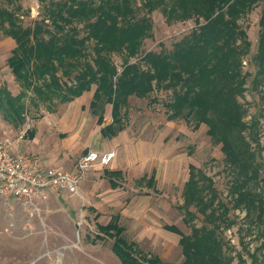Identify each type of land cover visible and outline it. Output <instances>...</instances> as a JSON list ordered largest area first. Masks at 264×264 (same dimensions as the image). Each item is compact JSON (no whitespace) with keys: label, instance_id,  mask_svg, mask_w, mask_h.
<instances>
[{"label":"trees","instance_id":"obj_1","mask_svg":"<svg viewBox=\"0 0 264 264\" xmlns=\"http://www.w3.org/2000/svg\"><path fill=\"white\" fill-rule=\"evenodd\" d=\"M261 1L260 34L257 53L253 57L258 67L253 89H258L260 78H264V0H146L142 8L147 14L161 9L167 22L193 20L196 27L175 45L171 54L147 55L142 60L147 65L145 69L141 64H129L152 30L149 15L137 17L134 0L53 3L54 9L48 14L55 33L42 24L24 28L16 11L0 8V29L17 43L8 66L24 88L17 96L1 88L0 111L7 119L16 118L23 122V102L29 91H34L46 103L56 99L71 103L95 85L90 108L101 126L105 123L106 106L112 107V123L102 132L114 135L116 127L124 129L123 111L129 105L130 97L147 99L155 91H171L172 100L167 104L168 120L183 119L188 124L194 123L195 129L201 124L209 128L212 140L222 144L225 151L234 207L247 211L251 224L256 226L253 228L262 227L264 230V194L255 189L261 168L256 155L254 158L248 150L250 146L244 135L248 129L242 122L245 110L237 102V95L242 94L243 76L240 82L234 83L241 77V59L248 56L251 49L248 35L239 22ZM77 20L88 22L87 38L95 41L93 58L84 62L81 61L87 57L85 47L82 49L84 40L70 38L60 44L58 36L53 35L74 30L69 26ZM45 34L53 36L44 41ZM133 35L137 39L134 40ZM114 54L126 57L120 75L111 58ZM74 68L78 71L75 70L71 78L73 83L64 84L58 76L59 71L69 76V70ZM262 98L264 101V94ZM235 139L242 144L236 143ZM202 173L196 166L189 165V179L184 185L181 210L190 233L185 234L175 226L167 229L180 237L179 244L185 256L181 264H230L215 232L217 226L198 227L194 223L197 213H204L205 221L210 222L215 216L213 199L211 196L206 199L204 192L208 184L205 178L198 179ZM208 208L211 209L209 214L206 213ZM220 208L223 209L221 212L227 210L226 207ZM124 231L115 218L108 226L99 227L96 240L111 239L112 250L122 264H172L139 250L136 244L124 238Z\"/></svg>","mask_w":264,"mask_h":264},{"label":"rangeland","instance_id":"obj_2","mask_svg":"<svg viewBox=\"0 0 264 264\" xmlns=\"http://www.w3.org/2000/svg\"><path fill=\"white\" fill-rule=\"evenodd\" d=\"M145 1L134 0L138 18L149 15L142 8ZM64 2L67 0H0V8L16 11L17 19L24 28H33L36 24H42L55 33L48 11L54 9L51 4ZM262 8L263 2L261 1L239 22L248 35L251 49L250 54L241 59V77L234 83L240 82L243 76L242 94L237 95V102L245 110L242 122L248 129L244 134L246 143L250 146L248 150L254 158L256 155V161L261 168L255 189L264 194V181L262 180L264 177V101L262 100L264 78H260L258 89H253V79L258 72L253 57L257 53ZM149 17L152 22L150 36L142 41L141 49H137L136 56L131 57L129 62V64H141L144 69L147 65L142 60L147 55L161 52L171 54L175 45L186 38L196 27L193 20L179 23L167 22L161 9L151 13ZM69 27L74 30L68 31L67 34L53 35L58 36L57 40L60 44L64 39L76 38L81 42L84 40L85 44L83 43L82 49L85 47L87 57L86 59L83 57L81 61L91 60L94 56L95 41L87 38L88 22L77 20ZM53 35L45 34L44 41H48ZM133 38L135 40L137 36L133 35ZM16 47V41L12 37L5 36L0 29V89L6 88L13 96L19 95L24 89L8 66V59ZM111 58L120 75L126 57L114 54ZM75 70L77 69L69 70L71 71L69 76L59 71L58 76L64 84L71 85ZM95 89L96 86L93 85L89 92L83 94L82 100L78 99L76 105L73 101L61 103L57 99L46 103L41 101L34 91H29L23 102L25 105L23 122H19L16 118L7 119L3 111H0V141L10 139L13 148L20 149L21 147L20 150H23L31 144L29 132L34 128L36 121L44 119L48 122L50 118L58 121L53 115L62 116L60 118L65 120L63 116L69 113L70 115L75 113L73 117H77L80 123L79 135L76 137L82 138L84 147L91 140L95 148L100 150L103 142L106 143L105 138L119 135L116 143H110L112 146L119 144L117 145L119 146V166L127 168L128 171L131 170V153L133 149H136L137 153H142L138 156L141 161L138 169L146 168L144 173L130 172L129 175L127 172L124 178L118 179L125 193L119 189L111 193L112 200L126 205L123 209L121 223L125 228L124 237L128 242H136L144 253L157 255L164 262L172 264H181L185 256L179 244L180 237L167 231L166 227L175 226L185 234L190 233V228L183 221L184 213L181 207L184 202V185L189 177V165H194L203 172L198 175V179L202 181L205 178L208 184L204 188L205 196L206 199L212 197V207L215 210V216H212L211 222L205 221L204 213H197L198 218L194 222L195 225L210 228L217 226V229L214 227L215 232L221 239V246L224 247L223 253L230 264H264V230L262 227L253 228L256 226L251 224L247 211L234 207V199L232 201V196H230V168L226 161L225 151H223L222 144L212 140L208 132L209 128L201 124L199 129H195L194 123L193 125L188 124L183 119L169 121L167 104L172 100V93L161 90L155 91L147 99L130 97L129 105L123 111L125 114L124 129L118 130L119 126L116 127L114 135L107 131L102 132L104 127L101 129L102 126H99L97 116L90 108ZM111 111L112 107L107 105L104 114L105 125L112 121ZM68 128L71 126L69 125L67 130ZM99 129L102 133L100 135L98 134ZM56 132L61 138L67 135H70L71 140L75 138L71 131L67 134L63 130ZM45 135L47 136L46 131ZM235 142L242 144L236 139ZM146 146L151 148L148 152ZM84 153H87L86 150L79 152L80 156ZM161 154L164 155L163 160L148 166L145 164H148L153 156L161 157ZM153 167L156 169L155 186L140 184L139 179L144 174L151 176ZM99 171L104 172V170ZM210 181L211 185H209ZM104 185L108 186L107 183L99 185L95 194H98L97 190L99 192L104 190L106 188ZM64 192L61 191L57 195L66 209L69 203L72 204L70 206L73 211L68 212L72 220H62L57 230L56 225L54 227L49 223L43 225L39 219H34L33 227H26L23 224L24 229L19 235H16L13 227L0 228V264H122L112 252V240L105 238L103 241H97L95 239L98 235L96 228L98 218L95 217L96 212L91 210L88 198L81 194L72 197ZM9 201H11V206H7L9 215H17L27 220L28 217L23 210L13 200ZM94 201L100 202L98 207L103 212V215L101 214L103 219L107 221L111 214L108 213L107 208L100 205L109 203V201L106 202L100 197H95L91 203ZM0 204L3 205L1 198ZM219 207H226L227 210L221 212L220 210L223 209ZM192 210L196 211L195 208ZM112 211L115 214L121 212L115 208ZM210 212L211 209L208 208L206 213ZM93 240L96 241L94 244Z\"/></svg>","mask_w":264,"mask_h":264},{"label":"crops","instance_id":"obj_3","mask_svg":"<svg viewBox=\"0 0 264 264\" xmlns=\"http://www.w3.org/2000/svg\"><path fill=\"white\" fill-rule=\"evenodd\" d=\"M82 97V96H81ZM77 98L75 102V105L77 104L76 102H78L79 100H82V98ZM85 98V97H84ZM79 99V100H78ZM61 112H59L60 114ZM53 115V114H51ZM56 116L58 121L55 120V118H50L51 120L48 119V122L44 119H41L39 121H36V123L34 124V128L31 129L30 131V145H28L26 148H24L23 150H20L18 147H14L12 148V152L13 153H32L37 155L40 160H41V164L43 168H48V167H57V168H62L65 171L68 172H75L76 168H77V162L78 160L85 154H82L80 156L79 152L82 150H86V152H88L89 150H94L97 152H109V151H114L116 153L115 159L114 161L105 168H95L90 170L87 174L86 177H84V179L81 181L80 186H79V195L81 194L82 196H85L88 198V201L90 203V208L91 210L94 212H96V228L98 229V234H99V227H105L108 226L115 218H118V224L120 227L124 228L121 223H122V217H123V209L125 208V204H122V202H117L112 200L111 197V193L113 192H117L118 189L121 190V192H124V189L122 187L120 183V181L118 179H122L125 177V174L128 172L130 175V172H133V174H137L140 172H145V169H138V167L141 164V161L138 159V156H140V154L142 153H137L136 149H133V152L131 153V158H130V164H131V170H127V168H121L119 166V162H118V158H119V144H116L115 146H112L110 143L111 142H117V137H113V138H103L106 143L103 142V146L102 148L96 149L95 148V144H93L91 142V140L89 141L88 145L86 144V146L84 147V145L82 144V138L81 137H76L78 136V130L80 129V123L77 119V117H73L74 115H70L67 114L66 116H63L65 118V120H62V116H58V115H53ZM111 119H112V114H111ZM106 123V120H105ZM105 123L103 125H99L101 127V129L103 127H106L107 125H110L112 123H108L105 125ZM55 125L57 126L55 128ZM71 126V128H68V126ZM64 127V128H63ZM101 129H99L98 134H102L101 133ZM57 130H63V132H65V134H67L69 131H71V134H73L75 136L74 139H70V135L65 136L64 138H61L60 135H57ZM45 131L47 133V136L45 135ZM56 132V133H55ZM62 133V132H61ZM124 134V132H122ZM63 134V133H62ZM147 147V152L151 149L150 146H146ZM89 148V149H88ZM88 150V151H87ZM131 150V149H130ZM164 159V155L161 154V157L158 156H153L152 159L150 160V162L147 164L145 163L147 166L149 164H156L158 161H161ZM144 164V165H145ZM142 165V166H144ZM146 166V167H147ZM99 170H104V172H100ZM151 176L148 177L146 174H144L140 179H139V183H145V185H149L151 187H154L156 184V169L155 167L152 168L151 170ZM154 178V180L152 181V179ZM189 179V177H188ZM188 181V180H187ZM186 181V182H187ZM185 182V183H186ZM104 183H107V185H104L106 188H104V190H101V192H99V190L96 191L95 194V190L99 185H102ZM184 191V190H183ZM57 193L59 192H55L53 190H48L47 191V195H48V200L42 204V213L40 215V218H37L35 220H38L42 222L43 225H45L44 223H49L51 224L53 227L55 226V228H57V230L59 229V225L61 223L62 220H72L71 218H69L68 212H72L73 209L70 205H72L71 203L68 204V208L66 209L60 202V198L58 197ZM65 193V192H64ZM67 194V193H65ZM100 197L106 200V202L109 201V203H103L102 207L107 208L108 213L111 214V216L109 217V219L106 221L103 218V212L100 211V207H98V204L100 203L99 201H94V203H91L93 201V199L95 197ZM1 200L3 201V205L0 204V228H4L6 226H13V230L15 231L16 235L20 234V231H22V229H24V226L26 225V227L29 225L31 227H33V223L32 222L34 219H21L19 216L17 215H9V209L7 206H11V201H5L4 199L1 198ZM110 206V207H108ZM116 209L117 211H121L117 214H115L112 209ZM74 214V213H73ZM102 214V215H101ZM28 217V216H27ZM74 219V218H73ZM25 227V228H26ZM62 228V227H61ZM167 229V227H166ZM125 230V228H124ZM167 231H169L167 229ZM125 232V231H124ZM171 232V231H169ZM173 233V232H172ZM124 236V234H123ZM125 238V237H124ZM96 239V237H95ZM111 240V239H110ZM127 240V239H126ZM93 244L96 241H92ZM134 244H136V246L139 248L138 244L136 242H132ZM140 250V248H139ZM113 252V250H112ZM114 254V253H113ZM120 261V260H119Z\"/></svg>","mask_w":264,"mask_h":264},{"label":"built area","instance_id":"obj_4","mask_svg":"<svg viewBox=\"0 0 264 264\" xmlns=\"http://www.w3.org/2000/svg\"><path fill=\"white\" fill-rule=\"evenodd\" d=\"M12 145L10 139L0 141V198L13 200L29 219L40 218L48 190L78 196L86 174L95 168L108 167L116 156L114 151L89 150L79 159L76 171L68 172L57 167L43 168L37 155L13 153Z\"/></svg>","mask_w":264,"mask_h":264}]
</instances>
